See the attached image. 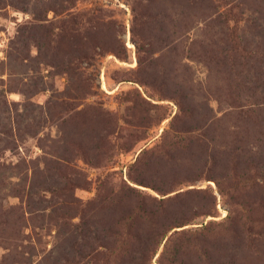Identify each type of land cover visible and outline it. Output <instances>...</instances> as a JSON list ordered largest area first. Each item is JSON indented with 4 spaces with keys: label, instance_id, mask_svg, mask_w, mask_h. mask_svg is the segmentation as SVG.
<instances>
[{
    "label": "rangeland",
    "instance_id": "1",
    "mask_svg": "<svg viewBox=\"0 0 264 264\" xmlns=\"http://www.w3.org/2000/svg\"><path fill=\"white\" fill-rule=\"evenodd\" d=\"M166 240L264 264V0H0V264Z\"/></svg>",
    "mask_w": 264,
    "mask_h": 264
},
{
    "label": "trees",
    "instance_id": "2",
    "mask_svg": "<svg viewBox=\"0 0 264 264\" xmlns=\"http://www.w3.org/2000/svg\"><path fill=\"white\" fill-rule=\"evenodd\" d=\"M205 240H208V237H207V235L205 234ZM100 245L101 246H103L104 248H107L108 249V245H106L105 244V238H103V241L100 243ZM165 246H164V249L162 250V252L161 253H159V255H158V262L160 263V264H177L176 262H177V260H176V254H178V252H180V248L179 249H177V253H175V254H172V252H169L168 253V249L170 248V245H169V243H168V240H166V242H165V244H164ZM103 248V249H104ZM107 251L108 250H103V251H100V253L102 254V258H106L107 257ZM157 251V250H156ZM155 251V252H156ZM207 251V250H206ZM206 255H208V252H206ZM165 256H167L168 258H164ZM208 258H210L209 257V255H208ZM165 261H168V263H165ZM206 264H214V261L211 259H209V260H207V262H206Z\"/></svg>",
    "mask_w": 264,
    "mask_h": 264
}]
</instances>
